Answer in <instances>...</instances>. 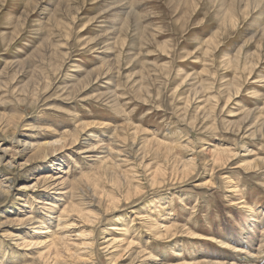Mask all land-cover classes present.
Here are the masks:
<instances>
[{
  "label": "rangeland",
  "instance_id": "374dc122",
  "mask_svg": "<svg viewBox=\"0 0 264 264\" xmlns=\"http://www.w3.org/2000/svg\"><path fill=\"white\" fill-rule=\"evenodd\" d=\"M263 39L264 0H0V264H264Z\"/></svg>",
  "mask_w": 264,
  "mask_h": 264
},
{
  "label": "bare ground",
  "instance_id": "6f19581e",
  "mask_svg": "<svg viewBox=\"0 0 264 264\" xmlns=\"http://www.w3.org/2000/svg\"><path fill=\"white\" fill-rule=\"evenodd\" d=\"M232 1H233V0H232ZM244 3H245V2H244ZM232 4H233V3H232ZM235 4H237V3H235ZM245 4H246V3H245ZM251 4H252V2H251ZM132 6H133V5H132ZM229 8H230V7H229ZM250 8H251V7H250ZM231 9H232V8H231ZM233 11H234V10H233ZM234 12H235V11H234ZM247 12H248V11H247ZM247 12H246V13H247ZM235 13H236V12H235ZM242 13H245V12H242ZM220 27H221V26H220ZM263 40H264V39H263ZM240 67H241V66H240ZM236 94H237V93H236ZM105 96H106V95H105ZM109 102H110V101H109ZM110 103H111V102H110ZM257 115H258V114H257ZM59 116H60V115H59ZM255 134H256V133H255ZM90 135H91V134H90ZM248 138H249V137H248ZM76 140H77V139H76ZM78 140H79V139H78ZM25 142L30 143L31 146L38 144V141H33V142L25 141ZM71 142H72V141H71ZM78 142H79V141H78ZM78 142H77V143H78ZM16 144H17V143H16ZM44 144H45V145H49L48 143H45V142L43 143V145H44ZM52 144H55V143H52ZM52 144H51V145H52ZM26 145H27V144H26ZM26 145H25V146H26ZM88 145L91 146V144H88ZM37 146H38V145H37ZM166 146H167V145H166ZM51 147H52V146H51ZM112 147H113V146H112ZM119 147H120V146H119ZM105 148H106V147H105ZM175 148H176V147H175ZM45 149H47V148H44V149H43V152H44ZM223 149H224V148H223ZM2 150H3V149H2ZM34 150H35V149H34ZM231 150H232V149H231ZM233 150H234V149H233ZM39 151H40V150H39ZM120 151H121V150H120ZM224 151H225V150H224ZM224 151H223V152H224ZM40 152H41V151H40ZM47 152H49V151H47ZM223 152H222V155H223ZM225 152H226V151H225ZM230 152H231V151H230ZM233 152H234V151H233ZM41 153H42V152H41ZM214 154H216V153H214ZM217 154H220V152L217 153ZM43 155L47 157V153H44ZM225 155L227 156V153H226ZM218 156H219V155H218ZM226 156H225V157H226ZM219 157L221 158V155H220ZM219 157H217V158L220 160ZM3 158H4V156H3V154L1 153V154H0V161L3 160ZM223 159H224V158H223ZM176 161H177V160H176ZM182 161H183V160H182ZM129 162H130V161H129ZM177 162H178V161H177ZM189 162H190V161H189ZM193 162H194V161H193ZM260 162H261V161H260ZM7 163H8V162H7ZM251 163H252V162H251ZM255 163H256V162H255ZM185 164H186V163H185ZM190 164H191V163H190ZM190 164H189V165H190ZM9 165H10V164H9ZM223 165H224V164H223ZM249 165H250V164H249ZM258 166H259V165H258ZM185 167H186V166H185ZM246 167H247V165H246ZM251 167H252V165H251ZM170 168H171V167H170ZM254 168H255V167H254ZM257 168H258V167H257ZM120 169H121V168H120ZM132 173H133V172H132ZM178 173H179V172H178ZM136 174H137V173H136ZM156 177H157V176H156ZM3 180H4V179H3ZM57 180H58V179H57ZM1 181H2V180H1ZM4 181H5V180H4ZM134 181H135V180H134ZM153 181H154V180H153ZM117 182H118V181H117ZM121 182H122V181H121ZM2 183H3V182H2ZM2 183H1V184H2ZM4 183H5V182H4ZM56 183H57V182H56ZM122 183H123V182H122ZM158 183H159V182H158ZM1 184H0V191L6 193V191H7L6 189H7V188L5 189V185L2 186ZM5 184H6V183H5ZM70 184H71V183H70ZM126 184H127V183H126ZM133 185H134V184H133ZM107 198H108V197H107ZM115 199H116V198H115ZM41 203H43V202H41ZM51 205L53 206L54 204L51 203ZM70 211H71V210H70ZM72 211H73V210H72ZM25 216H26V215H25ZM66 216H67V215H66ZM65 219H66V218H65ZM248 219H249V218H248ZM21 221H22V223L27 224L28 222H31V223H32V221H35V220H34V217H32V216L29 215V216H27L25 219H23V220H21ZM36 222H37V221H36ZM253 222H254V218L252 217V218H250V222H248V227H250V226L252 225ZM41 224H43V223H41ZM160 227H161V226H160ZM32 228H33V227H32ZM42 230H43V229H42ZM42 230L39 229V230H37L38 232H36V233H39V232H41ZM159 230H160V229H159ZM67 232H68V231H67ZM106 241H109V245H110V244H113V243L116 242L115 238H107V239L105 240V242H106ZM216 241L222 243V245H225V242H223V241H221V240H219V239H217ZM117 242H118V241H117ZM130 244H131V242L129 241L128 244H127V246H129ZM140 254H141V253H140ZM142 255H143V254H142ZM77 258H78V257H77ZM152 258H153V257H152ZM78 259H79V258H78ZM154 259H155V258H154ZM244 259H246V261L248 262V263H245V264H250V258H249V257L245 256ZM79 260H81V259H79ZM82 261H83V260H82ZM55 262H57V259H55L54 263H55ZM83 262H84V261H83ZM81 263H82V262L78 261L76 264H81ZM85 263H86V261H85ZM85 263H84V264H85ZM197 264H199V263H197ZM207 264H209V263H207ZM215 264H222V263L217 262V263H215Z\"/></svg>",
  "mask_w": 264,
  "mask_h": 264
}]
</instances>
